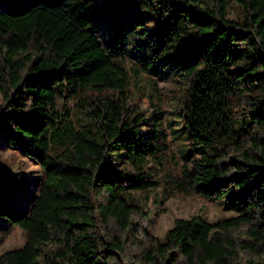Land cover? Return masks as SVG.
I'll return each instance as SVG.
<instances>
[{
  "label": "trees",
  "instance_id": "16d2710c",
  "mask_svg": "<svg viewBox=\"0 0 264 264\" xmlns=\"http://www.w3.org/2000/svg\"><path fill=\"white\" fill-rule=\"evenodd\" d=\"M234 1L236 20L227 0H0V135L45 175L29 212L5 202L18 178L0 175V221L27 235L0 264H264V0ZM168 79L187 81L191 164L165 180L163 200L232 193L245 212L178 219L160 238L138 195L158 184L155 150H170ZM204 148L214 153L194 159Z\"/></svg>",
  "mask_w": 264,
  "mask_h": 264
},
{
  "label": "rangeland",
  "instance_id": "374dc122",
  "mask_svg": "<svg viewBox=\"0 0 264 264\" xmlns=\"http://www.w3.org/2000/svg\"><path fill=\"white\" fill-rule=\"evenodd\" d=\"M97 2L102 5L106 0H97ZM227 2L229 3V18L238 19L242 14L241 8L234 0H227ZM100 33L103 40L108 39L109 32L105 26H101ZM127 69L133 81L136 82V87L147 89L148 84L144 79L135 77L133 66L130 63L127 64ZM187 87L185 79H168L159 83L162 94L160 99L163 101L160 108L164 112L162 129L163 134H166L170 150H155L148 167L154 170L153 180L158 184L155 188L138 195L144 211L149 213L147 221L149 229L160 238H163L173 228L178 219H191L199 216L203 222L215 223L245 212L243 206L234 200L235 195L232 193L215 202L181 193L167 195V198L163 200L167 187L165 180H168L169 176H178L184 165L191 164V161L188 162L190 151L187 147V134L182 131L181 118L178 115ZM136 98L135 105L142 111L146 110L147 115L151 114L154 107L150 106L147 98L139 95ZM2 104L3 98L0 92V107ZM74 117L77 120V118H82V115L75 112ZM154 131L155 129L151 126L144 128L149 139L154 137ZM205 153L213 154L214 152L210 148L199 149L194 153L193 158L198 159ZM120 164L133 172L125 162ZM3 174L18 178L17 186L2 189L5 202L22 212H29L45 175L35 161L24 155L21 148L8 144L5 136L0 135V175ZM26 242L27 235L23 230L12 226L9 222L0 221V257L7 252L23 248Z\"/></svg>",
  "mask_w": 264,
  "mask_h": 264
}]
</instances>
